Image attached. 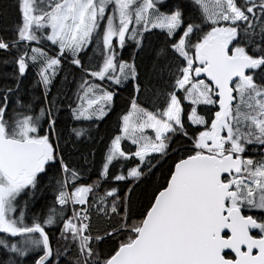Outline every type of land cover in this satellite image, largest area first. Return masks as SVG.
I'll use <instances>...</instances> for the list:
<instances>
[{"label":"snow or ice","instance_id":"snow-or-ice-1","mask_svg":"<svg viewBox=\"0 0 264 264\" xmlns=\"http://www.w3.org/2000/svg\"><path fill=\"white\" fill-rule=\"evenodd\" d=\"M0 264H264V0H0Z\"/></svg>","mask_w":264,"mask_h":264}]
</instances>
